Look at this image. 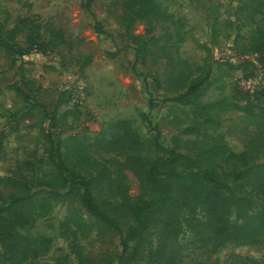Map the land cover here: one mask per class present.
Returning a JSON list of instances; mask_svg holds the SVG:
<instances>
[{"label":"rangeland","instance_id":"rangeland-1","mask_svg":"<svg viewBox=\"0 0 264 264\" xmlns=\"http://www.w3.org/2000/svg\"><path fill=\"white\" fill-rule=\"evenodd\" d=\"M87 1L0 0L4 249L33 235L45 242L30 246L21 264H59L62 257L74 264L81 257H109L113 264H264L263 229L254 240L221 244L201 208L178 215L176 242L165 233L171 211L153 215L148 232L123 253L119 231L91 215L80 192L65 194L51 156L55 142L126 232L137 226L130 204L160 194L135 173L168 156L156 145L158 129L163 146L197 162L194 171L215 169L234 185L236 199L251 202L238 201L242 216L233 208L219 227L239 234L250 223L260 226L264 194L250 178L237 181L236 173L251 168L264 182V71L251 50L264 30V0H155L161 18L150 23L123 18L126 0H94L90 8ZM193 84L190 103L170 100ZM77 88L86 91L82 103L72 99ZM120 120L130 121L134 149L114 148Z\"/></svg>","mask_w":264,"mask_h":264},{"label":"trees","instance_id":"trees-1","mask_svg":"<svg viewBox=\"0 0 264 264\" xmlns=\"http://www.w3.org/2000/svg\"><path fill=\"white\" fill-rule=\"evenodd\" d=\"M94 0H88L86 7L90 8ZM126 13L123 16L125 19L137 18L146 22H154L161 18V8L155 0H126L125 1ZM134 14V16H133ZM133 16V17H132ZM95 28L98 33L104 34L106 31L100 22H97ZM261 35V41L255 48H251L257 55L258 61L264 68V30H259ZM198 88L197 84H193L188 93L181 94L170 100L183 102L185 104L190 103L188 94L195 92ZM21 92V91H19ZM118 128L114 133V148H125L128 146L130 149H134L132 145V136L130 130L129 120H120L116 123ZM121 130H124V134H121ZM157 134L155 142L160 150L165 151L168 156L165 158H158L149 165V168L143 172L136 171L137 175L142 174L145 176L148 183L157 186L160 189L159 196L151 202L131 203L130 212L134 220L137 222L136 227H131L128 231L124 232L121 227L110 219L102 208L98 205L92 185L88 178L82 173L71 170L67 164L62 160L60 147L57 143H52L51 156L53 163L56 165L60 175L62 176L61 188L68 187V191L65 194L80 192L82 203L87 211L96 217L98 220L103 221L119 231L122 244L123 253L126 252L128 244L131 241L136 240L139 236L148 232L152 221V216L157 213L160 214L162 210H170L174 220L167 221V228L165 233L167 238L176 242L180 226L179 214L186 208L194 211L197 208H201L208 216L209 226L214 228L216 234L221 236L220 243L235 241L254 240L258 236L259 230H264V218L260 221V226L253 223L248 224L245 227L239 228V234L230 233L225 228L219 227V223L225 220L226 216L232 213L234 208L237 211L238 217L242 216V210L238 201H244L251 205V202L241 196L238 199L234 196V185L230 184L227 180L221 181L215 169H209L204 172L200 170L194 171L197 165L196 161L182 160L183 151L180 148L165 147L160 143V131L156 129ZM231 156L243 158L245 153L235 154ZM132 159V157L130 158ZM196 164V165H195ZM198 166V165H197ZM250 185H256L260 188L264 194V182L259 180V175L256 170L251 168L242 170L236 173V180L248 179ZM213 183V184H212ZM227 191L230 195H225L223 191ZM59 196H62L61 194ZM126 198L123 199V205L126 204ZM47 203H42L46 205ZM30 217H33L31 215ZM4 234L0 225V241L1 248L4 252L0 251V264H21L28 260L30 254V246L36 247L39 242L44 241V237L30 235H22L20 239L13 241L9 247L4 249ZM45 242V241H44ZM46 245V244H45ZM59 264H74L69 262L68 257H62L58 259ZM50 264V263H43ZM77 264H113L109 257H102L100 259H90L81 257Z\"/></svg>","mask_w":264,"mask_h":264},{"label":"built area","instance_id":"built-area-1","mask_svg":"<svg viewBox=\"0 0 264 264\" xmlns=\"http://www.w3.org/2000/svg\"><path fill=\"white\" fill-rule=\"evenodd\" d=\"M71 95H72V99L77 103H82L86 99V91L83 88L74 89L73 91H71Z\"/></svg>","mask_w":264,"mask_h":264}]
</instances>
